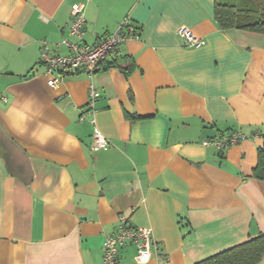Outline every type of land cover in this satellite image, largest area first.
<instances>
[{
	"label": "crops",
	"instance_id": "obj_1",
	"mask_svg": "<svg viewBox=\"0 0 264 264\" xmlns=\"http://www.w3.org/2000/svg\"><path fill=\"white\" fill-rule=\"evenodd\" d=\"M79 4L84 43L125 18L141 37L92 81L80 73L51 87L43 43L68 53L60 43ZM215 4L0 0V103L33 96L40 119L59 130L41 146L0 113V264H103L121 218L153 230L158 251L147 264H196L264 234V181L252 176L263 145L264 34L223 31ZM181 27L205 44L187 47ZM95 127L107 150L91 149ZM228 131L254 136L225 152L205 145ZM67 136L76 146L65 151ZM118 264H138L136 248L124 247Z\"/></svg>",
	"mask_w": 264,
	"mask_h": 264
},
{
	"label": "built area",
	"instance_id": "obj_2",
	"mask_svg": "<svg viewBox=\"0 0 264 264\" xmlns=\"http://www.w3.org/2000/svg\"><path fill=\"white\" fill-rule=\"evenodd\" d=\"M72 23L69 34L60 45L67 48V54H61L51 49L49 44L43 43L40 52V62L45 67V73L50 77L48 85L57 87L68 75L84 73L92 81L95 74L101 69L110 55L119 54V46L132 39H140V29L130 19H123L112 34L99 40L95 45L83 42L85 33L86 16L84 5L73 7ZM178 36L187 47L200 48L205 44L204 40L194 37L187 27L178 30ZM100 93L91 83L88 98V114H94L95 104ZM85 116H81L83 120ZM250 137L241 131H231L222 136L206 140L205 145L213 146L220 152H225L232 146L249 139ZM111 146L110 140L95 127L92 139V150H107ZM120 229L114 236L108 237L103 243V264H118L120 253L124 247L136 248V261L138 264H147L151 261L154 252L158 251V245L154 238L153 230L149 227L129 226L124 218L120 219Z\"/></svg>",
	"mask_w": 264,
	"mask_h": 264
},
{
	"label": "trees",
	"instance_id": "obj_3",
	"mask_svg": "<svg viewBox=\"0 0 264 264\" xmlns=\"http://www.w3.org/2000/svg\"><path fill=\"white\" fill-rule=\"evenodd\" d=\"M215 20L223 31L235 29L264 34V0H216ZM114 64L109 63V66ZM129 72L126 71L127 75ZM261 136L263 145L258 149V162L252 176L264 181V131ZM263 258L264 234H261L196 264H259Z\"/></svg>",
	"mask_w": 264,
	"mask_h": 264
},
{
	"label": "clouds",
	"instance_id": "obj_4",
	"mask_svg": "<svg viewBox=\"0 0 264 264\" xmlns=\"http://www.w3.org/2000/svg\"><path fill=\"white\" fill-rule=\"evenodd\" d=\"M0 113L15 132L19 135H30V138L41 146L47 145L58 135V129L40 119L42 112L38 110L33 96H23L19 100L13 97L0 103ZM30 125L35 126L30 129ZM62 146L67 151L70 147L76 146V141L71 136H67Z\"/></svg>",
	"mask_w": 264,
	"mask_h": 264
}]
</instances>
